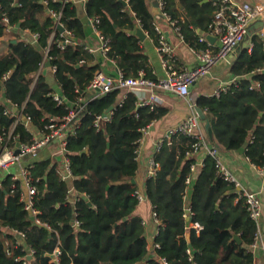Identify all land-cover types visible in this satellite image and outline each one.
<instances>
[{"label": "trees", "instance_id": "16d2710c", "mask_svg": "<svg viewBox=\"0 0 264 264\" xmlns=\"http://www.w3.org/2000/svg\"><path fill=\"white\" fill-rule=\"evenodd\" d=\"M164 9L182 25L187 42L195 48L197 30L209 31L215 13L213 0H164ZM180 4L184 7L181 9ZM63 11L62 20L79 41L65 50L52 42V65L57 66L56 80L61 95L69 103L78 102L87 91L96 70H102V58L92 64L93 56L84 49L88 21L80 18L72 1L0 0V36L8 23L29 33H39L36 41L18 38L10 42V52L0 56V92L16 110L24 108L32 123L43 129L51 116L69 113L49 92L54 91L40 70L44 50L50 43L54 19L48 9ZM88 18L98 16V27L111 39L108 56L116 60L125 76L148 70V56L140 38L134 33L138 23L157 42L155 16L147 0H88ZM184 18V21H181ZM253 48L241 50L231 72L241 76L238 84L219 96H198L195 100L210 121L214 139L227 150L246 148V155L258 166L264 165V44L258 34L252 36ZM86 59L81 64L80 61ZM259 84V85H256ZM81 92H77L76 89ZM121 89L112 90L91 100L80 114V125L69 135L67 157L74 176L73 187L85 193L72 204L68 181L51 160L34 162L30 171L38 186L35 206L40 210L37 224L20 200V191L12 192L13 180L6 177L0 185V227L25 232L26 238L15 246V236L0 235V264H55L52 253L58 242L60 264H254L249 246L258 231L245 199L236 186L218 171L217 160L207 156L195 175L187 156L194 139L176 133L164 140L155 153L159 164L156 174L146 182V195L161 222L150 255L143 219L135 214L138 205L136 179L138 147L142 129L166 114L167 109L139 107L130 92L121 106ZM113 106L111 122L97 130L96 114ZM7 105L0 103V126L10 127L15 120L5 114ZM20 141H32L24 119L16 127ZM191 182L187 183V179ZM190 210V213H188ZM81 221L76 229L74 218ZM190 216V219L188 217ZM198 222V230L193 223ZM50 228H49V227ZM1 233V232H0ZM239 235L242 243L236 240ZM35 249L27 255L26 247ZM12 253L9 254L8 252Z\"/></svg>", "mask_w": 264, "mask_h": 264}, {"label": "built area", "instance_id": "2783aa9c", "mask_svg": "<svg viewBox=\"0 0 264 264\" xmlns=\"http://www.w3.org/2000/svg\"><path fill=\"white\" fill-rule=\"evenodd\" d=\"M43 2L45 5H49V0H43ZM213 2L215 5V13L209 26V33L218 39V43L216 47L208 46L206 48H193L199 60L197 66L193 68L185 67L182 70H176L173 68L172 63L176 61L175 47L166 35L165 31L155 22V29L158 33L157 49L161 58L162 66L166 70L165 76L152 78L148 76L147 70L144 68L139 70L138 74L135 76H125L120 70L117 75L112 76L103 70L98 69L87 87V91L92 92V95L88 100L85 99L83 95L80 96L78 102L73 104L67 102V100L60 93L55 91L49 92L58 104H67L66 107L69 109V113L63 116H51L47 120L44 128L40 129L37 133L30 129L29 125L32 123V117L29 113L24 112V108L13 113L12 109L7 105L5 108V114H12L15 116V120L8 128L0 126V171H4L6 173L5 178L8 176L12 177V192H16L18 190L20 191L21 202L24 204L25 209L34 218L37 224L42 223L38 217L40 210L35 206L36 196L38 195L39 190L38 186L34 183V178L30 171V167L33 163L29 162L24 165V162L37 156L44 147L52 145L56 147L57 155H61L63 157V166L57 168L58 172L64 179L74 178L70 166V160L67 157L68 138L69 135L74 133L80 125V114L91 100L115 89H121L125 92V95H123L122 99L118 103L119 106L123 104L129 92L139 89H147L151 91V95L148 99L137 102L139 107L149 106L151 109H155L162 104V98L158 94L159 90L169 92L180 97L191 98L192 86L202 77L209 74L213 67L230 59V55L242 42L245 41L252 24L258 20L264 21V2L255 3L254 5L239 3L235 0H213ZM164 3V0H159L161 11L164 16L170 17L164 9ZM47 12L54 19V27L51 33L50 43L44 50V58L40 64L39 72L46 66L47 62L52 59V56L50 55L51 45L57 38V35L59 37L57 39V46L61 50H65L69 45H76L79 43L75 34L71 30L67 29L62 20V9L55 10L50 8ZM4 21L8 23L10 28L12 27V25L9 24L8 17L5 16ZM99 22L100 18L98 16L88 18V23L101 41L100 45L94 47L85 44L84 49L92 53L101 51L107 56L111 48V39L102 34L100 28L98 27ZM173 23L175 24V21H173ZM60 27L64 29L61 30ZM255 33L263 39L264 44V26L255 31ZM33 37L37 40L39 38V33H34ZM200 40L203 42L208 39L203 36L200 37ZM85 62L86 59L80 61L81 64ZM51 68L53 72L56 73L57 66L51 64ZM238 82L239 79H234L229 83H225L219 86V88L212 95L219 96L221 92L231 89V87L234 84L237 85ZM76 91L81 92L78 88ZM191 107L193 113L183 119L179 126L175 130H172L171 133H183L194 139L190 150L186 153L188 157L194 158L195 155L203 150L206 152L207 156H213L216 158L219 173L225 180L236 186L240 197L245 199L251 218L258 226L263 205L259 192L245 189L234 173L222 163L219 158L218 146L214 143L211 144L203 122L197 112V105L194 99L191 101ZM113 115L114 109L110 112L96 114L93 119V126L97 130L103 129L106 123L112 121ZM21 119L25 120L27 130L33 133L31 142L19 140L20 135L17 134L16 127ZM149 127L150 125L143 128L142 132H147ZM163 142L164 140L159 141L156 144V152L161 148ZM149 164V175L152 176L156 174L157 169L159 168V164L155 160V155L150 159ZM256 166L258 167V170L264 174V165ZM191 169L194 172L198 169V163L196 160L191 164ZM190 182L191 178H188L187 183ZM1 184L2 182L0 185ZM84 195L86 194L78 193L74 188H71L68 199L73 197L74 202L76 203L79 198ZM136 196L138 204H141L147 198V196L139 190L136 191ZM188 213L192 214L190 213V210H188ZM154 215L157 217L156 212ZM74 226L76 229H79L81 226V221L78 220L76 216L74 218ZM192 226L198 230L202 228V225L198 222L193 223ZM6 229L10 230V233L15 236L16 239L14 241V245L16 247L20 246L26 238L25 232L10 228ZM258 239L259 234L257 233L255 240L251 245L254 247L257 246ZM158 246L159 244L156 243L155 247ZM25 249H27V255L30 257H32L36 252L35 249L30 246ZM8 253L11 254L12 252L9 251ZM61 254L62 250L59 241L52 253V262L60 264ZM163 261L167 264L165 259H163ZM24 264H28V261L24 260Z\"/></svg>", "mask_w": 264, "mask_h": 264}, {"label": "crops", "instance_id": "0c3cea01", "mask_svg": "<svg viewBox=\"0 0 264 264\" xmlns=\"http://www.w3.org/2000/svg\"><path fill=\"white\" fill-rule=\"evenodd\" d=\"M72 1L76 7L78 8V13L80 18L88 21L87 11H86V0H68ZM239 3H247L250 5H254L255 3L264 2V0H235ZM147 4L149 9L153 12L155 16V21L157 24L161 26V28L165 31L166 35L169 37L170 41L175 47L176 53V61L172 63V66L176 70H182L185 67L193 68L198 65L199 60L196 52L189 42L186 41L185 36L182 32V25L178 23V20L172 19V17L164 16L159 6V0H147ZM181 9L184 7L181 6ZM175 21V24L173 21ZM181 21H184L182 18ZM89 35L86 40V44L90 46L97 47L100 45L101 41L99 37L94 33L90 24H87ZM138 27L142 26L138 23ZM137 27V28H138ZM137 28L134 32L137 35ZM143 29V28H142ZM144 30V29H143ZM147 34L145 40H141V43L144 46L145 53L148 56V76L152 78H159L165 76L166 70L162 66L161 58L157 49V42L154 41L153 38L149 36V34L144 30ZM257 34V33H253ZM247 35L245 41L250 38V42L248 46H243L242 42L236 50L230 55V59L228 61H224L218 65H216L209 74L204 76L205 78L199 80L195 83L191 88V98L196 100L198 96L205 95L211 96L214 92L219 88V86L229 83L234 79H241V76H237L231 72V66L237 59L238 55L240 54L241 50L247 49L251 52L253 47L252 36ZM205 36L208 40L203 41L207 46L216 47L218 43V39L212 35H210L209 31H201L200 29L197 30V37L199 43H203L200 40V37ZM18 38L27 40V41H36L33 37V34L29 33V31L20 30L19 28H15L14 25L10 28L7 26L5 28L4 33L0 36V56L7 55L10 52V42L13 40L14 42L17 41ZM89 52V51H88ZM93 59L91 60L92 64L99 62V58H102L101 67L104 72L109 75L115 76L118 74L119 67L117 66L116 60L110 58L108 55L106 56L101 51H97L95 53L89 52ZM43 75H45L47 82L52 86L53 90L57 93L62 92L59 83L56 80V75L53 72L51 66H45L41 69ZM203 78V77H202ZM122 97L125 95V92L122 91ZM133 92L137 97V102L142 101L144 99H148L151 95V91L147 89H139L133 90ZM130 93V92H129ZM128 93V94H129ZM158 94L162 98V104L159 107H163L167 109L166 114H164L160 119L153 121L150 124V127L147 132L143 133L141 140L139 142V149H138V170L136 175V184L138 190L141 191L145 196L146 195V182L149 179V161L155 155L156 152V144L162 140H168L171 138L173 133L172 130H175L181 121L187 118L190 114L193 113L191 107V98H184L178 95L158 91ZM92 95V92L86 91L84 94L85 99H89ZM128 96V95H127ZM121 97V99H122ZM127 98V97H126ZM0 103L8 105L11 109L16 110L14 105L9 102L5 89L0 92ZM18 111V110H17ZM16 111V112H17ZM203 125L205 127V122ZM30 129L35 133L39 132V128L36 127L33 123L30 125ZM211 141V140H210ZM216 144L217 142H212L211 144ZM219 144V143H218ZM219 158L222 163L230 169L236 178L240 181L242 186L250 191L259 192L262 198V214L260 217L258 231L259 239L257 246H249V249L252 251L254 255V264H264V174H262L258 167L249 159L246 155V148L242 147L237 150H227L222 145L219 144ZM195 160L198 163V169L196 170L195 175L201 170L204 166V161L207 158V154L205 151H200L197 155H195ZM51 160L54 164L57 165V168L63 166V157L61 155H57L56 147L55 146H47L44 147L42 151L38 153L37 156L30 158L24 162V165L28 164L29 162L34 163L43 160ZM6 173L4 171H0V183L5 178ZM69 183V189L73 187V178L66 179ZM69 201L72 204H75L73 197L69 198ZM140 207L147 208L144 209V212L140 209ZM151 207V218L149 209ZM146 211L147 217L143 214ZM155 210L148 198L141 204L137 205L135 210V214L140 216L143 219V223L145 226V235L148 241V248L150 250V255L152 256L153 251L155 250L156 245V237L159 234L161 222L158 217L154 215ZM0 235L3 238L6 234H11L10 230L6 228L0 227ZM242 243V242H241Z\"/></svg>", "mask_w": 264, "mask_h": 264}, {"label": "water", "instance_id": "95a60500", "mask_svg": "<svg viewBox=\"0 0 264 264\" xmlns=\"http://www.w3.org/2000/svg\"><path fill=\"white\" fill-rule=\"evenodd\" d=\"M263 26H264V21L263 20H258L257 22L252 24V26L250 27V29L248 31V35L251 36L253 33H255V31H257L259 28H261ZM60 29L63 30L64 28L60 27ZM137 36L141 40H145L146 37H147V34L144 32V30L141 27H138L137 28ZM249 42H250V38L243 43V46L247 47ZM51 64H52L51 61H48L46 65L47 66H51ZM112 110H113V106L109 107L106 112H110ZM197 112H198L201 120L205 122V129H206V132H207V134L209 136V139L212 142H215L212 125H211L210 121L207 119V116H206L205 112L200 107H197ZM216 145L219 147L218 143H216ZM131 182L132 183H136L137 181H136V179H132ZM32 219H34V218L32 217ZM188 219H190V217H188ZM234 238L236 240H238V242H240V243L242 242V240L239 237V235L235 234Z\"/></svg>", "mask_w": 264, "mask_h": 264}, {"label": "rangeland", "instance_id": "374dc122", "mask_svg": "<svg viewBox=\"0 0 264 264\" xmlns=\"http://www.w3.org/2000/svg\"><path fill=\"white\" fill-rule=\"evenodd\" d=\"M214 68V67H213ZM212 68V69H213ZM205 77H203V78H201L200 80H202V79H204ZM43 150V149H42ZM41 150V151H42ZM140 209L142 210V212H144V209L146 210L147 208H145V207H140ZM149 212H150V217L149 218H151V207H150V209H149ZM145 217H147V215H146V211H145V213L143 214Z\"/></svg>", "mask_w": 264, "mask_h": 264}]
</instances>
